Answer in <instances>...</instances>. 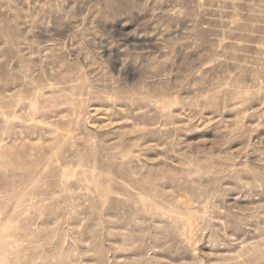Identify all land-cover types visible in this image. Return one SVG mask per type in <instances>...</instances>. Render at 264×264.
Here are the masks:
<instances>
[{"label":"rangeland","instance_id":"rangeland-1","mask_svg":"<svg viewBox=\"0 0 264 264\" xmlns=\"http://www.w3.org/2000/svg\"><path fill=\"white\" fill-rule=\"evenodd\" d=\"M0 227V264H264V0H0Z\"/></svg>","mask_w":264,"mask_h":264},{"label":"bare ground","instance_id":"bare-ground-1","mask_svg":"<svg viewBox=\"0 0 264 264\" xmlns=\"http://www.w3.org/2000/svg\"><path fill=\"white\" fill-rule=\"evenodd\" d=\"M8 151V149H7ZM5 229L0 227V260L4 258V255L8 252L7 245H5Z\"/></svg>","mask_w":264,"mask_h":264}]
</instances>
